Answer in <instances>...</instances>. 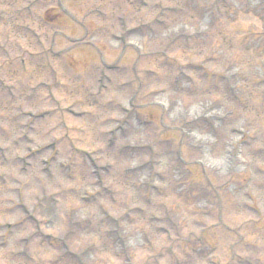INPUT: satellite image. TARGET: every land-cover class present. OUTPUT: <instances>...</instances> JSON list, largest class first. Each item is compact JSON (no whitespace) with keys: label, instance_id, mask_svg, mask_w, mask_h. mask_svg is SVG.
Here are the masks:
<instances>
[{"label":"rangeland","instance_id":"rangeland-1","mask_svg":"<svg viewBox=\"0 0 264 264\" xmlns=\"http://www.w3.org/2000/svg\"><path fill=\"white\" fill-rule=\"evenodd\" d=\"M0 264H264V0H0Z\"/></svg>","mask_w":264,"mask_h":264},{"label":"bare ground","instance_id":"bare-ground-1","mask_svg":"<svg viewBox=\"0 0 264 264\" xmlns=\"http://www.w3.org/2000/svg\"><path fill=\"white\" fill-rule=\"evenodd\" d=\"M197 111H198L197 109H194L191 112L193 113V112H197ZM216 166L223 169V167L226 166V163L224 161H220Z\"/></svg>","mask_w":264,"mask_h":264}]
</instances>
